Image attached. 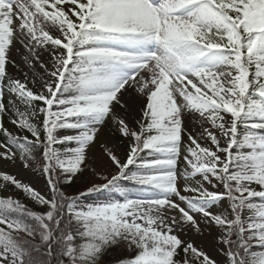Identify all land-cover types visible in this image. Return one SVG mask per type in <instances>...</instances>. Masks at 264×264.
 Segmentation results:
<instances>
[{"label": "snow or ice", "instance_id": "obj_1", "mask_svg": "<svg viewBox=\"0 0 264 264\" xmlns=\"http://www.w3.org/2000/svg\"><path fill=\"white\" fill-rule=\"evenodd\" d=\"M21 65L31 78L10 76ZM8 113L33 139L3 126ZM109 120L129 141L124 161L105 146L116 173L66 194L57 170L69 185L83 174ZM0 134L25 167L43 149L51 193L0 172V188L48 208L0 197V264H51L57 249L56 264H97L121 242L134 254L120 264H264V0H0ZM3 147L0 159L14 163ZM180 179L195 180L183 186L193 195ZM122 181L151 197L130 198ZM108 189L122 202H83ZM223 201L229 209L213 211ZM201 225L218 230L213 248L181 239L187 228L202 235Z\"/></svg>", "mask_w": 264, "mask_h": 264}, {"label": "rangeland", "instance_id": "obj_2", "mask_svg": "<svg viewBox=\"0 0 264 264\" xmlns=\"http://www.w3.org/2000/svg\"><path fill=\"white\" fill-rule=\"evenodd\" d=\"M15 59L17 63L20 64L21 58L19 56H15ZM21 67L23 71H21V69L18 68H12L10 66L8 69L10 76H12L13 78H19L23 81L25 79L24 72H28L29 78H31L30 70L23 65H21ZM29 87H32V85L30 84ZM33 90L35 91V89ZM13 99H15V97L11 96L6 92L3 97V102L5 103L6 106H8L9 101ZM17 103L18 106L21 108V110H23L24 106L22 104H19V102ZM36 105L37 107H40V105L38 104ZM11 119H12L11 113L5 114L3 116V125L5 126V128L9 130L10 133H12L13 135L28 136L29 138H32L29 132H27L23 128H19L13 125L12 123H10ZM59 132L61 135L74 134L72 130H59ZM185 142H187L186 137H185ZM128 143H129L128 140L122 139L116 133L115 129L111 125V121L110 120L106 121L105 124L100 129V132L97 135V139L95 143L90 148L88 155L89 163L88 166L85 168L83 174H77L76 176H74L72 183L69 185L65 183V177L59 171H57V176L60 179L59 186L61 187V190H63L68 195H75L79 192H84L88 187H92L94 185H102L106 183L107 181L102 177L107 175L110 178V174L116 173V167L111 164L107 156L104 155L102 149L105 146L111 147L123 162L128 151ZM3 145L5 144L0 142V151L5 150ZM71 146L72 145H64V146L56 145V147H60V148L71 147ZM10 149L11 151L15 152L12 148ZM233 151H236V149H233ZM181 153L182 155L179 163V172L182 173L185 168V164L183 161V154H184L183 147L181 149ZM41 169H42V164L39 160L37 161V163H35L34 167H32L29 163L28 166L25 167L24 163L21 161L20 156L17 153H16V160L14 163L0 159V172H7L9 174L15 175L17 179L35 188L42 195L50 199L51 193L48 188L47 179ZM92 169H96L95 175H93ZM133 170H135V168H133ZM195 179L198 180L200 178L196 177ZM185 183H195V180H188V181H185L183 179L178 180V187L181 189L182 194L193 195L191 193L183 192V186ZM121 185L125 190V192L130 196V198L147 199L151 197L148 196L147 193H145L146 191L141 186L136 185L133 182L122 181ZM204 186L209 188V190H213V191L222 190L219 187L213 188L211 185H208L206 183ZM254 187H257L258 189V186L254 185ZM131 189H134V192H132ZM0 192L3 197L11 196L12 198L19 200L22 204H24L23 198L28 197L25 193L22 196L19 195V193L12 186H8L7 188H0ZM117 200H121L122 202L121 193L108 189V190H101L88 194L83 202L87 204V203H100V202H109V201H117ZM177 202L179 201L177 200ZM229 203L230 202L228 201H223L221 205L214 206L213 211H217L220 207H223L225 210H228ZM182 206L184 205L182 204ZM250 214L251 213H247V212L245 213V215H250ZM197 219H199V216H197ZM201 227L202 229H204L202 235L196 233L191 228H187L185 229L184 232L180 233L181 239L187 240L189 242H193L197 247H202L204 249L213 248L215 246L216 238L218 236V230L215 228L211 230L205 229L203 225H201ZM22 234L26 236L25 233ZM27 238L32 241H35L32 237H27ZM133 254L134 252L132 250H129L126 258L131 257Z\"/></svg>", "mask_w": 264, "mask_h": 264}, {"label": "trees", "instance_id": "obj_3", "mask_svg": "<svg viewBox=\"0 0 264 264\" xmlns=\"http://www.w3.org/2000/svg\"><path fill=\"white\" fill-rule=\"evenodd\" d=\"M36 104H38L40 106H43L42 105V102H36ZM29 139H33V138H29ZM0 142H2L4 144H7L8 147L12 148L20 156L19 151L16 149V147H14V146L11 145L10 140H8V138L5 135L0 134ZM42 152H43V150L41 148H39V147H37V148L34 149V157H35V160H34V162H29V164L32 167L35 166V163H37L38 160L42 164V160H43V158H42ZM57 171H59V170H57ZM0 182H2V181H0ZM8 186H11V185H8ZM15 190L21 196L24 194L20 190H17V189H15ZM131 191L134 192V189H131ZM145 193H147L148 196H151L152 195L151 193H148V192H145ZM0 197H3L2 194H1V192H0ZM23 200H24V205L27 207V209L29 211H35L37 213H44V212H46L48 210V208H47L46 205H40L39 203H37L33 199H30V198L26 197V198H23ZM15 218L21 219L24 222L29 223V224L34 223V221L30 217H28L26 214H17ZM20 235L21 236H24L22 233H20ZM24 237L26 239H28L26 236H24ZM33 239L35 240L34 243H36L37 245L40 244V238H39V236H36ZM28 240H30V239H28ZM30 241H32V240H30ZM53 247L55 248L57 246L54 245ZM45 248H46V246L44 248H41L40 249V252L43 253L45 251ZM128 251H129V249L127 248V246L123 242L118 243V244L113 245V246H110V247H108L100 255L97 264H120V262L123 261L126 258L127 254H128ZM32 255H33V258L34 259H37V260L47 259V257L42 256V255H38L36 253H33ZM183 255L184 254H183L182 251L179 252V254L177 256V260H181L183 258ZM57 258H58V249H57L56 252L53 253V256L51 258V264H56Z\"/></svg>", "mask_w": 264, "mask_h": 264}]
</instances>
